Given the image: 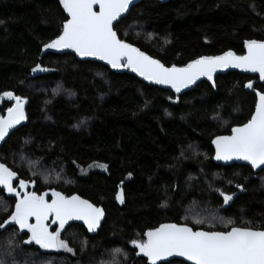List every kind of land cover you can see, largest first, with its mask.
Instances as JSON below:
<instances>
[{"label":"trees","instance_id":"trees-1","mask_svg":"<svg viewBox=\"0 0 264 264\" xmlns=\"http://www.w3.org/2000/svg\"><path fill=\"white\" fill-rule=\"evenodd\" d=\"M65 19L58 0H0V96L8 91L25 100V119L0 142V163L17 174L12 183L18 191L22 179L24 191L38 195L76 193L102 207L106 218L95 236L75 224L63 227L60 238L71 253L43 251L25 243V230L5 224L0 261L146 264L135 258L130 241L162 223L224 230L231 219L235 226H264V169L216 165L210 146L250 119V90L264 93L257 77L228 72L216 77V90L200 82L175 96L71 54L40 61L41 47ZM114 30L165 66L227 50L242 55L246 40H264V0H142ZM8 108L3 102L0 116ZM97 164L104 169L86 171ZM240 189L224 206L221 193ZM15 201L0 186V224ZM198 219L204 224H194Z\"/></svg>","mask_w":264,"mask_h":264},{"label":"snow or ice","instance_id":"snow-or-ice-1","mask_svg":"<svg viewBox=\"0 0 264 264\" xmlns=\"http://www.w3.org/2000/svg\"><path fill=\"white\" fill-rule=\"evenodd\" d=\"M130 3L131 0H60L67 18L59 34L43 48L72 49L77 56L96 57L113 69L129 68L145 80L170 85L177 93L201 76L212 80L218 68L229 66L259 73L264 81V40H246L244 46L247 51L242 56L227 51L219 56L199 57L182 67L175 64L165 66L159 59L120 39L114 31L113 22H118ZM94 6L99 10L95 11ZM39 67L37 65L32 71ZM252 86L251 83L245 85L247 88ZM2 96L13 99L15 103L7 109L6 117L0 116V140L25 119L24 99L8 91ZM257 97L255 111L246 123L233 127L231 135L217 136L212 140L217 160L236 158L247 161L252 168L264 165V93L257 92ZM14 178L18 179L17 174L0 163V186L16 196L14 209L0 228L14 222L20 229H27L29 241L41 248L72 252L68 243L60 238L66 221L73 218L82 220L89 231H94L104 214L101 208L76 195L66 197L53 191L49 201L44 194L24 191L26 181L22 179L19 180L18 191L13 187ZM221 195L225 203L232 199L224 193ZM117 199H121L119 194ZM29 218H34L35 223H30ZM49 218L59 222L60 227L55 232H49L44 223ZM224 223V230H215L214 225L204 230L202 227H190L187 223L160 224L145 231L144 239H134L130 243L138 249V254L147 258L149 264H157L158 260L173 255L184 257L191 264H264V226H235L231 219ZM194 224L199 226L204 221L198 219ZM114 251L120 252L121 249Z\"/></svg>","mask_w":264,"mask_h":264},{"label":"water","instance_id":"water-1","mask_svg":"<svg viewBox=\"0 0 264 264\" xmlns=\"http://www.w3.org/2000/svg\"><path fill=\"white\" fill-rule=\"evenodd\" d=\"M141 1H142V0H131V3L129 4L128 9H127L124 13L121 14V17L118 18V22H117V21H114V22H113L114 26H115L116 24H118V23L121 21V19L125 18V17L128 15L130 9H131L133 6L137 5V4H138L139 2H141ZM168 1H169V0H159V3L162 4V3H166V2H168ZM58 4H59V7H60V9L62 10V12H63L65 18H67V14L65 13V11H64V9H63V7H62V5L60 4V0H58ZM94 10H95V11H98V10H99L98 6H94ZM114 31H115V30H114ZM49 42H50V41H49ZM49 42H48V43H49ZM127 43H128V42H127ZM133 46H134V45H133ZM135 47H136V46H135ZM137 48H138V47H137ZM227 51H232V50H227ZM227 51H225V52H227ZM243 51H244V52H243L242 55H245L247 50H246L244 44H243ZM232 52H233L235 55H237L234 51H232ZM223 53H224V52H223ZM223 53H221V54H219V55H222ZM47 54H54V55L71 54V55H73V56L75 57L76 60H78V61H80V62H86V61L96 62V63H99V64L105 66L106 68H108V69H109L110 71H112L113 73H116V74H123V73H126V74H129V75H132V76H134L135 78H137L140 82H142V83H144V84H146V85L154 86V87H157V88L162 89V90H165V91H170V92H172L175 96H181V95H183L184 93L193 90V89L195 88V86L198 85L200 82H206L207 84H209V85L211 86V88H212L213 90H216V84H215L216 77H217L218 75H225V74H227L228 72H237V73H239V74L248 75V76H251V77H257V81H256V83H259V84H261V85H264V81H262V80L260 79V77H259V73L251 72V71L245 70V69H243V68H235V67L229 66V67H227V68H218V69L213 73V78H212V80H209L206 76H201V77H199L196 81H194L192 84L188 85V86L185 87V88H182L181 91L177 93L174 89L171 88L170 85L156 84L155 82L145 80L142 76H140V75H138L137 73L133 72V71H132L131 69H129V68H116V69H113V68H112L110 65H108L105 61H102V60H100V59H98V58H96V57H80V56H77V55L75 54V52H74L72 49H44L43 46H42L41 49H40L39 60L41 61V59H42L44 56H46ZM145 54H147V53H145ZM147 55H148V54H147ZM219 55H216V56H219ZM242 55H237V56H242ZM203 56H205V55H203ZM199 57H202V56H199ZM199 57H197V58H199ZM197 58H195V59H197ZM154 59H156V58H154ZM195 59H193V60H195ZM191 61H192V60H191ZM189 62H190V61H189ZM187 63H188V62H187ZM187 63H186V64H187ZM171 66H172V65H171ZM168 67H170V66H168ZM178 67H182V66H178ZM250 91H251V92L254 94V96H255V105H256V102H257V99H258V97H257V92H260V91H258V90H250ZM260 93H263V92H260ZM255 105H254L253 112L255 111ZM253 112H252V113H253ZM250 118H251V117H250ZM240 126H241V125H240ZM234 127H238V126H234ZM232 128H233V127H232ZM232 128H231V129H232ZM231 129H230V133H229V134H227V135H221V136H228V135H231ZM216 137H217V136H216ZM213 139H215V137H214ZM213 139H212V140H213ZM212 140H211V142H210V146H211V149H212V151H213V155H212V159H211V160H212V162H213L214 164H216V165H220V166H223V167L231 166V165H233V164H236V165H244V166L249 167L254 173H257V172H259L260 170L264 169V165L258 166L257 168H252V166H251L247 161L240 160V159H236V158H233V159H231V160H217V159L215 158V156H216V149H215V145H213V143H212ZM240 193H241V189H240L237 193L231 195L232 199L229 200L227 203L224 202V206H227V205L231 204V202H232V201H233V200H234V199H235ZM73 195L79 196L82 200H87V199H84L83 197H81L80 195H78V194H76V193L71 194V195H69V196H66V195H64V196H66V197H71V196H73ZM87 201H88L90 204L94 205V204H93L92 202H90L89 200H87ZM14 206H15V204L13 205L12 210L14 209ZM94 206H95V207H99V206H96V205H94ZM99 208H101V209L103 210V213H104V214H103V216L101 217V219H100L99 223L97 224V226H96V228H95L94 231H89L87 225H85L84 222H83L82 220H77V219H75V218L66 221L64 227H68V226H70V225H72V224H75V225H78V226H82V227L85 229V231L88 233L89 236H95V235H97V233H98L99 230L101 229V226L103 225V223H104V221H105V218H106V213H105L104 209H103L102 207H99ZM11 212H12V211H11ZM10 215H11V213H10ZM34 221H35L34 218H29V222H30V223H33ZM47 221H53L55 224H58V225H59V222H58V221H54L52 218L47 219ZM9 223H10V225L16 227L17 229L22 230V229H20L19 226L16 225L14 222H11V221H10ZM167 223H170V222H167ZM167 223H162V224H167ZM158 227H159V226H158ZM24 230H25V229H23L22 231H24ZM146 231H147V230H146ZM143 239H144V237H143ZM135 258H137V259H138V258H143V259L145 260L146 264H149L147 258L144 257L142 254H138V249H136V248H135ZM175 260H177V261H181V262H183V263H185V264H191V262H190V261H187L186 258H184V257H180V256H176V255L169 256V257H164V258H162L161 260H158V261H157V264H166V263H169V262H171V261H175Z\"/></svg>","mask_w":264,"mask_h":264},{"label":"rangeland","instance_id":"rangeland-1","mask_svg":"<svg viewBox=\"0 0 264 264\" xmlns=\"http://www.w3.org/2000/svg\"><path fill=\"white\" fill-rule=\"evenodd\" d=\"M3 102H6V103H8L9 104V108L10 107H12L13 105H14V103H15V101L13 100V99H11V98H7V97H3L2 95L0 96V105L3 103ZM24 105H25V100H24ZM8 115V113H7V110H6V112H5V114L3 115L4 117H6ZM24 120V119H23ZM23 120H21L20 121V123L23 121ZM19 124V123H18ZM18 124H16V125H14L12 128H14L15 126H17ZM11 128V129H12ZM10 129V130H11ZM9 130V131H10ZM5 138V137H4ZM3 138V139H4ZM2 139V140H3ZM2 140H0V142L2 141ZM104 169V167L103 166H99L98 164L97 165H92V166H90L86 171H91V170H103ZM23 194V193H22ZM52 193H49V194H44V196H45V199H46V197L48 196V195H51ZM15 195V194H14ZM119 195H120V193H119ZM52 196V195H51ZM120 197H121V195H120ZM119 202L121 201V199L120 200H118ZM33 223H35V221L33 222ZM44 223L48 226V230H49V232H55L56 230H57V228H59L60 227V225H58V224H55L53 221H47V220H45L44 221ZM53 228V229H52ZM25 231L28 233V231H27V229H25ZM29 235H30V233H28V239L26 240V241H28L27 243H33V244H35V242H33V241H29ZM35 245H37V244H35ZM41 250H43V251H63V252H68V251H66L65 249H44V248H41L39 245H37ZM69 253H71V252H69Z\"/></svg>","mask_w":264,"mask_h":264}]
</instances>
